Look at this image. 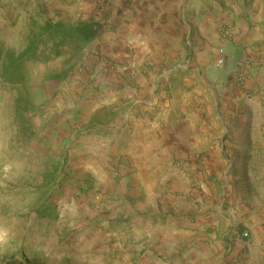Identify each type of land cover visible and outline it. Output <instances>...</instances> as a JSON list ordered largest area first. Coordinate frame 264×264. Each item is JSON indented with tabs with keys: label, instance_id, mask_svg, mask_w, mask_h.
I'll return each instance as SVG.
<instances>
[{
	"label": "crops",
	"instance_id": "crops-1",
	"mask_svg": "<svg viewBox=\"0 0 264 264\" xmlns=\"http://www.w3.org/2000/svg\"><path fill=\"white\" fill-rule=\"evenodd\" d=\"M94 3L87 21L101 29L88 43L85 70L61 96L68 163L94 178L98 204H113L108 220L135 215L125 231L108 234L120 252L113 263L210 264V251L181 247L204 225L189 219L171 228L158 209L180 210L178 191L224 189L222 177L239 163L243 168L246 155L254 162L258 149L264 153V0ZM223 30L230 39L221 37ZM124 65L139 72L134 87L122 83ZM234 145L236 154L228 155ZM132 235L143 243L116 248L118 236ZM241 244L247 264H264V230Z\"/></svg>",
	"mask_w": 264,
	"mask_h": 264
},
{
	"label": "rangeland",
	"instance_id": "rangeland-1",
	"mask_svg": "<svg viewBox=\"0 0 264 264\" xmlns=\"http://www.w3.org/2000/svg\"><path fill=\"white\" fill-rule=\"evenodd\" d=\"M94 2L0 0V264H115L113 254L120 252L113 250L114 236L108 234L125 231L122 228L135 219L124 212L108 220L113 204H98L102 192L94 178L74 172L60 139L61 96L87 64L89 43L70 33L95 12ZM57 21L63 23L58 34L43 33L45 24ZM31 44V58L20 71L23 81L9 85L5 68ZM234 147L228 155L236 154ZM252 156H245L243 168L239 163L222 177L219 186L225 184L224 189L204 195L178 191L180 210L170 205L158 209L157 216L163 223L168 218L171 228L179 230L189 219L204 225L180 246L210 251L207 263L247 264L249 255L241 243L257 241L264 230L263 150L256 151L254 162ZM164 213L170 217L162 218ZM145 220L141 223L147 231ZM136 238L125 241L118 236L116 248L143 243ZM261 255L264 259V251Z\"/></svg>",
	"mask_w": 264,
	"mask_h": 264
},
{
	"label": "trees",
	"instance_id": "trees-1",
	"mask_svg": "<svg viewBox=\"0 0 264 264\" xmlns=\"http://www.w3.org/2000/svg\"><path fill=\"white\" fill-rule=\"evenodd\" d=\"M63 27V23H47L42 28L44 34H58ZM73 31L70 33L72 37L78 38L84 42H91L94 40L101 29L99 23L83 21L79 22L76 26H72ZM33 51L32 44L15 60H12L11 63L5 68V81L11 85L15 86L18 83L23 81L24 75L21 74V69L23 68L25 59L31 58ZM3 56V49L0 46V61ZM21 258L27 259L26 256Z\"/></svg>",
	"mask_w": 264,
	"mask_h": 264
},
{
	"label": "built area",
	"instance_id": "built-area-1",
	"mask_svg": "<svg viewBox=\"0 0 264 264\" xmlns=\"http://www.w3.org/2000/svg\"><path fill=\"white\" fill-rule=\"evenodd\" d=\"M221 37L223 39H230L231 37V32L228 31V30H223L222 33H221ZM224 53V50L223 49H220L219 51V54L222 56ZM224 64V59L223 58H220L218 60V65H223ZM86 68V65L83 69V71L85 70ZM119 70H120V73H121V77H122V83L125 85V86H129V87H134L135 84H136V81H137V76H138V71L136 70L135 67L133 66H127V65H124V66H119L118 67ZM82 71V72H83ZM245 238L248 237V234L245 233L243 235Z\"/></svg>",
	"mask_w": 264,
	"mask_h": 264
}]
</instances>
